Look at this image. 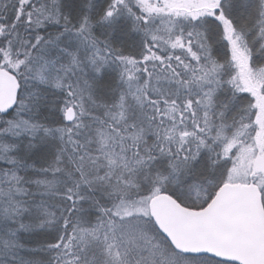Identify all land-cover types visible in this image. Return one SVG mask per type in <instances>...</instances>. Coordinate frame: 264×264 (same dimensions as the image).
<instances>
[{"label":"snow or ice","instance_id":"snow-or-ice-1","mask_svg":"<svg viewBox=\"0 0 264 264\" xmlns=\"http://www.w3.org/2000/svg\"><path fill=\"white\" fill-rule=\"evenodd\" d=\"M0 264H264V0H0Z\"/></svg>","mask_w":264,"mask_h":264}]
</instances>
